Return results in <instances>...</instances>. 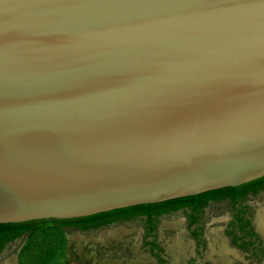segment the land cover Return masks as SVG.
Instances as JSON below:
<instances>
[{"label":"water","instance_id":"water-1","mask_svg":"<svg viewBox=\"0 0 264 264\" xmlns=\"http://www.w3.org/2000/svg\"><path fill=\"white\" fill-rule=\"evenodd\" d=\"M264 176V0H0V224Z\"/></svg>","mask_w":264,"mask_h":264},{"label":"flooded vegetation","instance_id":"flooded-vegetation-1","mask_svg":"<svg viewBox=\"0 0 264 264\" xmlns=\"http://www.w3.org/2000/svg\"><path fill=\"white\" fill-rule=\"evenodd\" d=\"M182 198L64 219L63 228L97 236L137 225V250L156 264H264V177ZM166 229L179 231L165 236ZM25 236L0 230V259L15 252ZM175 236L185 244L182 253L169 246ZM127 247L123 254H130Z\"/></svg>","mask_w":264,"mask_h":264},{"label":"rangeland","instance_id":"rangeland-1","mask_svg":"<svg viewBox=\"0 0 264 264\" xmlns=\"http://www.w3.org/2000/svg\"><path fill=\"white\" fill-rule=\"evenodd\" d=\"M116 229L123 230L124 235L110 237L109 240L102 239L109 231L113 233ZM138 230L140 227L137 225L127 229L117 227L92 236L65 232L50 221L38 222L26 233L15 252L0 259V264H156L137 250ZM127 231L132 232L126 236ZM174 231L179 230L166 229L164 235L171 236L175 234ZM177 238L178 236L172 237L169 246L172 245V239ZM126 244L131 250L128 255L122 253V246Z\"/></svg>","mask_w":264,"mask_h":264},{"label":"trees","instance_id":"trees-1","mask_svg":"<svg viewBox=\"0 0 264 264\" xmlns=\"http://www.w3.org/2000/svg\"><path fill=\"white\" fill-rule=\"evenodd\" d=\"M181 199H184V198H181ZM135 207H138V206H132V207H127V208H123V209H130V208H135ZM64 221H66V220H50V222L56 224L57 226H59L63 230H64V228H63L64 227ZM38 222H44V220L0 224V230L1 231L7 230V231L11 232L13 235H18L20 233H27L31 229V227L35 223H38Z\"/></svg>","mask_w":264,"mask_h":264},{"label":"bare ground","instance_id":"bare-ground-1","mask_svg":"<svg viewBox=\"0 0 264 264\" xmlns=\"http://www.w3.org/2000/svg\"><path fill=\"white\" fill-rule=\"evenodd\" d=\"M117 230V229H116ZM113 232V231H112ZM124 231L123 230H117V231H114L113 233H110V231H109V233L108 234H105L104 236H103V238L102 239H104V240H109L110 239V237L112 238V237H115V236H118V237H122L123 235H124ZM99 238V237H98ZM174 239H172V248H173V250H174V252L176 251L177 253H182V252H184V248H185V244L183 243V242H181V240L180 239H175L174 241H173ZM170 246V247H171ZM130 264V263H129ZM135 264H141V263H135Z\"/></svg>","mask_w":264,"mask_h":264}]
</instances>
